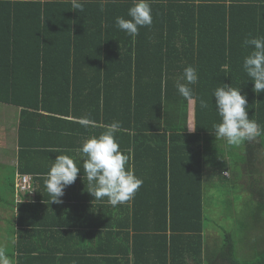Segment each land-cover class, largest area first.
Here are the masks:
<instances>
[{
	"label": "trees",
	"instance_id": "16d2710c",
	"mask_svg": "<svg viewBox=\"0 0 264 264\" xmlns=\"http://www.w3.org/2000/svg\"><path fill=\"white\" fill-rule=\"evenodd\" d=\"M82 2L83 12L74 10L71 0H0V103L21 108L17 174L30 172L21 163L22 149L28 155L36 147L24 145L22 138L37 128L39 109L52 112V96L77 94L88 102L95 121L109 124L124 117L126 134L148 131L160 143L161 157L150 165L163 171L165 184L158 199L151 189L139 194L147 198L141 204L152 211L155 226L152 233L134 226L132 237L125 236L135 264H264V243L249 260H238L234 232H225L218 251H207L203 166L210 143L204 140L202 147L221 122L213 92L224 85L241 89L249 119L264 128V92L253 91L254 82L243 70L244 57L252 51L245 39L264 37V0H149L153 23L140 27L135 38L116 26L117 17L130 19L133 0ZM188 66L199 77L190 85V132L191 101L176 88L185 82L180 78ZM201 100L209 103L207 109L200 107ZM27 115L33 118H22ZM244 143L252 155L251 176L261 162L257 156L264 152V134ZM14 175L6 184L9 202L6 196L4 205L0 202L10 209L16 205ZM171 175L174 185L167 189ZM182 175L190 178L183 201ZM257 188L264 209V184ZM29 203L18 204L19 212L34 207Z\"/></svg>",
	"mask_w": 264,
	"mask_h": 264
},
{
	"label": "crops",
	"instance_id": "0c3cea01",
	"mask_svg": "<svg viewBox=\"0 0 264 264\" xmlns=\"http://www.w3.org/2000/svg\"><path fill=\"white\" fill-rule=\"evenodd\" d=\"M51 100L55 103L52 112L39 109L40 115L35 120L37 128L23 134V144L36 147L30 148L32 152L28 155H24L27 150L22 149L21 158V163L30 171L26 174L33 177L34 192L32 195H21L20 202L15 196L16 205L13 209L9 208V218L5 220L8 236L6 255L9 257L10 253L11 264H135L132 254L127 252L125 236L132 237L134 226L140 229L148 227L147 233H152L155 226L154 221L151 222L152 211L149 212L141 204L147 198H141L139 194L151 189L158 199V191L165 184L163 171L157 170V166L152 170L153 163L150 165L161 157L157 137L148 131L126 134L123 129L125 118L117 120L122 126L116 133L120 150L128 155V166L143 180L131 200L115 207L106 202L107 198L94 201V197L87 192V180H83L81 172L76 182L65 189L63 203L51 204L44 181L56 157L68 155L82 163L76 150L86 139L98 137L104 131L102 125H105L90 116L88 102L77 94L73 97L63 93L61 98L52 96ZM191 102L194 104V101ZM191 102L187 121L189 132L191 118L194 122ZM20 111L19 107L0 103V168L8 166L9 177L19 171ZM22 118L30 120L33 117L27 115ZM80 118L94 121L95 126H82ZM132 144L134 146L130 147ZM205 178L207 176L204 175ZM189 180V176H181V201L190 193ZM173 185L171 175L166 188ZM27 202L34 207L19 212L18 204Z\"/></svg>",
	"mask_w": 264,
	"mask_h": 264
},
{
	"label": "clouds",
	"instance_id": "9594fccd",
	"mask_svg": "<svg viewBox=\"0 0 264 264\" xmlns=\"http://www.w3.org/2000/svg\"><path fill=\"white\" fill-rule=\"evenodd\" d=\"M71 3L74 10L84 11L82 0H71ZM151 13L149 0H133V6L127 13L130 19L117 17L116 26L135 38L140 27L152 25ZM244 46L252 51L244 57L243 70L254 82L253 91L259 95L264 92V37L245 39ZM180 79L185 82H177V91L183 98L191 101L193 92L190 85L198 83L197 70L192 66L186 67ZM213 97L221 118V122L213 126L216 140L223 139L228 145L239 146L264 134V128L254 119H249L247 97L241 94V89L224 85L214 90ZM200 107L207 109L209 103L201 100ZM79 122L85 127L95 126V122L88 118H80ZM102 127L104 131L98 137L86 139L76 150L82 163L74 161L68 155H58L52 163L44 181L51 204L63 203L65 189L76 182L81 172L83 180H87V192L94 197V201L107 198L106 202L113 207L131 200L143 184V180L128 166L129 157L120 150L116 140L121 123L113 121ZM0 264H11L3 248H0Z\"/></svg>",
	"mask_w": 264,
	"mask_h": 264
},
{
	"label": "rangeland",
	"instance_id": "374dc122",
	"mask_svg": "<svg viewBox=\"0 0 264 264\" xmlns=\"http://www.w3.org/2000/svg\"><path fill=\"white\" fill-rule=\"evenodd\" d=\"M190 106L193 108V102ZM193 128L194 122L191 118L190 129ZM204 140L210 143L207 156L208 149L204 154L203 166L204 175L207 176L203 183L207 251H218L223 245L225 232H234L238 241V260H249L254 250L262 247L264 243V209H261L259 196L254 193L257 187L264 184V152L257 156V161L261 162L256 164V171L250 176L247 171L250 170L252 155L248 153L244 142L239 146H232L211 135L203 139L202 147L207 145ZM223 170L227 171L222 175ZM252 176L254 178L251 179ZM8 179L9 167H1L0 202L3 205L5 196L8 202L11 197L10 186L6 187L9 184ZM9 207V203L6 206L0 205V248L3 249L8 243L5 220L9 218ZM259 209L262 211L258 215Z\"/></svg>",
	"mask_w": 264,
	"mask_h": 264
},
{
	"label": "built area",
	"instance_id": "2783aa9c",
	"mask_svg": "<svg viewBox=\"0 0 264 264\" xmlns=\"http://www.w3.org/2000/svg\"><path fill=\"white\" fill-rule=\"evenodd\" d=\"M34 180L31 175L17 174L16 177V198L17 202H20V196L24 194L32 195L34 192L33 188Z\"/></svg>",
	"mask_w": 264,
	"mask_h": 264
}]
</instances>
